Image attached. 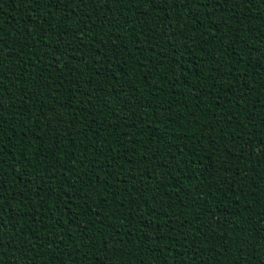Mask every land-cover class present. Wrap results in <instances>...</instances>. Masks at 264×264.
Returning a JSON list of instances; mask_svg holds the SVG:
<instances>
[{
  "label": "trees",
  "instance_id": "trees-1",
  "mask_svg": "<svg viewBox=\"0 0 264 264\" xmlns=\"http://www.w3.org/2000/svg\"><path fill=\"white\" fill-rule=\"evenodd\" d=\"M0 264H264V0H0Z\"/></svg>",
  "mask_w": 264,
  "mask_h": 264
}]
</instances>
